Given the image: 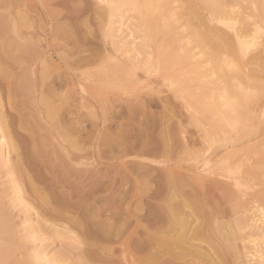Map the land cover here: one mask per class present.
Segmentation results:
<instances>
[{
  "label": "rangeland",
  "instance_id": "rangeland-1",
  "mask_svg": "<svg viewBox=\"0 0 264 264\" xmlns=\"http://www.w3.org/2000/svg\"><path fill=\"white\" fill-rule=\"evenodd\" d=\"M68 1L67 19L60 15L53 21L61 20V24L66 21L71 30L81 28L78 31L84 35L80 46L83 56L88 57L83 67L84 124L87 127L82 143L87 153L85 166L90 175L96 171L94 177L98 176V184L102 187L117 189V193L129 189V204L139 212L129 224L125 222L126 215L112 221L107 219L109 213L98 216L93 213L92 217L101 220V225L110 223L113 236L109 242L100 241L105 255L90 259L83 252L85 245L61 235L62 226L44 221L33 207L25 205L26 201L16 188V176L9 171V154L4 151L5 147H0V203L10 218L0 220V224L4 230L12 228L10 233L17 236L11 233L12 241L8 232L1 235L6 238L0 242L12 250V256L5 257L8 261L3 259L1 264H75L77 261L78 264H95L98 259L97 264H140L145 252L135 249L134 243L145 238L144 226L154 234L153 224L141 220L140 210L160 203L165 171H177L194 179L191 183L197 190L202 188L210 193L209 206L205 208L213 209L215 216L202 217L209 225H206L208 233L206 228L203 232L216 241L228 264H264V71L253 60L255 55L264 54V35L258 30L262 25L253 22L255 6L250 0H228L237 1L236 9L248 17V23H253L248 24V54L251 56L247 54L243 63L238 64L224 50L215 58L208 46L197 41L196 35L202 26L199 18L193 17L187 9L190 0L189 3L187 0H166L167 5L161 9L160 26L170 27L167 41L173 42V53L181 55L168 65L160 54L162 51L148 40L141 8L117 7L112 3L115 0ZM84 6L88 7L87 11ZM50 8L64 10L59 0H54ZM199 11L200 18L206 16V10ZM262 23L264 25V21ZM72 46L74 42L70 45L74 51ZM76 58L72 56L71 60ZM232 72H235L233 76ZM237 93L250 96L248 103L242 104ZM131 114H135L133 120ZM128 130L134 134L129 135ZM115 139L120 143H115ZM105 142L109 143L107 147ZM129 142L137 143L134 153L129 152L131 154L126 152L125 143L129 145ZM138 144L145 149H140ZM158 144L168 145L170 150L156 155L146 150L147 146L157 148ZM197 180L204 183L198 185ZM104 194L105 191L100 193ZM105 201L108 203L107 199ZM106 203L98 204L105 206ZM123 207L124 204H120V208ZM205 208L203 211H207ZM118 227L123 231L114 236ZM220 237L225 239V244ZM64 249L69 251L66 254L70 260L67 255L60 258ZM150 250L154 252L155 248L152 246ZM125 255L132 260L127 262Z\"/></svg>",
  "mask_w": 264,
  "mask_h": 264
},
{
  "label": "bare ground",
  "instance_id": "bare-ground-1",
  "mask_svg": "<svg viewBox=\"0 0 264 264\" xmlns=\"http://www.w3.org/2000/svg\"><path fill=\"white\" fill-rule=\"evenodd\" d=\"M53 1L0 0V147H5L2 149L9 154L8 161L11 163L9 171L16 176L14 179L17 181L16 188L26 201L25 205L33 207L44 221L62 226L64 229L61 227L60 230H63L61 235L75 239L79 245H85L83 252L89 258L93 256L97 259L105 255L102 254L105 247L100 241L112 240L113 235L110 233L113 231L109 229L111 225L108 221L107 225L103 226L100 223L101 220H96V216L109 213L107 219L113 221L120 220L126 215L125 222L129 224L139 210H133L129 204L131 196L129 189L117 193L115 192L117 189L112 190L109 186L102 187L98 184V176L94 177L97 174L96 171L95 174L90 175L85 166L84 159L87 153L84 152L82 143L87 127L85 128L86 124H84L86 87L83 67L88 57L83 56V47L80 46L84 35L78 31L81 28L77 31L71 30L66 21L65 24H61V20H56L58 23L53 21L60 15L67 19L69 4L68 0H59L64 10L56 11L50 8ZM231 1L226 3L222 0H190L189 3L187 0L189 3L187 9L193 17L201 21L202 27L196 35L197 41L201 45L208 46L215 58L220 51L224 50L234 61L241 64L250 47L248 24L253 23H248V17L241 15L240 9H236L237 1L235 3ZM250 1L255 6V20H252L255 25H262L258 27V30L260 29L259 33L264 35V25L260 24L264 21V0ZM112 3L117 7L128 5L142 9L148 40L158 51H162L160 54L164 57L166 64L169 65L181 56L173 53V42L167 41L170 27L163 29L160 26L161 9L167 5L166 0H115ZM201 9L207 11L203 18H200L199 10ZM44 21L47 24H44ZM238 23L240 28L237 27ZM257 39L255 38L256 42ZM72 42H74L72 46L74 51L70 47ZM251 53L253 52L250 51ZM72 56L77 58L72 61ZM253 60H256L264 71V54L260 57L255 55ZM72 70H79V72ZM234 74L235 72L230 73L232 76ZM237 96L244 105L250 99V96L245 93H237ZM76 101H78L77 104H75ZM229 104L233 106L231 101ZM134 116L135 114H131L130 119L133 120ZM131 133L134 134L132 130ZM115 143L120 141L115 139ZM106 144L109 143L105 142L104 145ZM128 144L125 143L126 152L134 153L136 148L134 144L137 145V143L129 142ZM116 145L119 146V144ZM138 147L145 149L139 144ZM147 147L146 150L155 155L160 151L166 153L170 150L165 144L157 148ZM101 178L103 180V177ZM192 181L195 182L194 179H188L177 171H165L163 180L165 187L161 185L164 188H161L160 203H157L155 207H150V204L147 208L140 210L142 211L139 214L141 220L153 224L150 226L154 229L153 234L149 231L150 228L144 226L145 238L141 237L134 243L135 249L145 252L140 258V264H228L225 255L222 254L223 250L219 251L218 245L214 243L216 241L208 237L210 234L203 232L208 224L204 223L202 217L215 216L213 209L211 211L205 208L209 206L211 195L202 188L197 190ZM197 182L198 185L204 183L203 180H197ZM104 191L105 194L100 195ZM100 202H105V206L99 205ZM122 203L125 211L120 208ZM203 207L207 211H203ZM7 212L0 203L1 221L10 220ZM93 213H96L95 219L92 217ZM11 229L9 227L4 230V227H1L0 241L6 238L1 236L6 234L5 232H8L10 236L11 233L14 235L13 232L10 233ZM116 229L118 230L116 233L114 231V236H118L123 231L120 227ZM206 232L208 233L207 228ZM15 235L14 237H17ZM14 237L10 239L14 241ZM221 240L225 241V239ZM152 246L155 248L154 252L150 250ZM11 251V248L4 247L0 242V264L5 257L12 254ZM67 251L59 253L61 259L67 255ZM125 252L132 253L128 250ZM124 259L127 262L132 260L128 255H125ZM98 260L96 261L99 262ZM96 261H94L95 264H97Z\"/></svg>",
  "mask_w": 264,
  "mask_h": 264
}]
</instances>
